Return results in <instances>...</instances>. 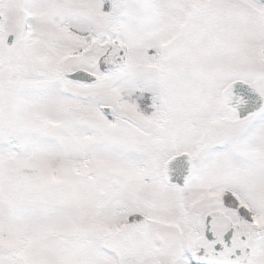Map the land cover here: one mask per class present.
Here are the masks:
<instances>
[{
  "label": "snow or ice",
  "instance_id": "snow-or-ice-1",
  "mask_svg": "<svg viewBox=\"0 0 264 264\" xmlns=\"http://www.w3.org/2000/svg\"><path fill=\"white\" fill-rule=\"evenodd\" d=\"M0 264H264V0H0Z\"/></svg>",
  "mask_w": 264,
  "mask_h": 264
}]
</instances>
